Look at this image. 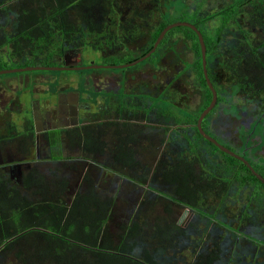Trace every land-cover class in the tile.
<instances>
[{
	"label": "trees",
	"instance_id": "1",
	"mask_svg": "<svg viewBox=\"0 0 264 264\" xmlns=\"http://www.w3.org/2000/svg\"><path fill=\"white\" fill-rule=\"evenodd\" d=\"M173 1L175 0H0V69L11 68L17 64V67L29 64L58 65L55 56L64 48L59 42L60 39L78 38L80 35L83 37L91 33V29L85 30L88 33L76 31L67 27L65 19L60 21V18L67 17L73 8L90 6L98 2L143 3L149 13L153 11L154 17L156 11L159 13L163 11V14L162 19L148 23L147 45L141 52L142 56L152 47L161 29L170 22L187 20L201 31L206 46V68L218 92L217 103L202 120V128L217 141L235 151L234 146L210 132L207 121L218 108L227 109L226 112L232 108L230 111L235 112L236 104L241 102L230 100V94L240 89L247 93L244 106L246 105L249 111L262 115L263 118L255 119L247 133L256 130L264 135V0H192L190 3L178 0L177 6ZM10 12L14 13L13 22L9 19ZM63 26L70 32L64 33ZM57 35L60 36L58 40ZM227 35L230 36L229 39ZM232 40L240 53L231 58L235 62V67L231 71L226 70L225 79L230 83V89L227 90L218 74L213 71L214 67L211 63L218 56L224 55L221 48ZM184 42L189 43L193 57L186 65L194 69L196 82L204 91L203 99L195 113L184 103L179 101L177 104V99H172L166 94L158 102L163 123L172 117L176 122L191 121L189 129L193 130L191 136L187 135L185 127L181 126L179 132L175 130L184 140V144H181L180 140L175 141L176 137H172L170 132L165 137V131L167 132L168 129L162 127V141L164 143L175 141L179 152L174 158L169 156L163 158V180L175 186L177 194L175 198L179 203L198 212L199 217L204 219L205 225L202 231L200 229L203 235L207 234L209 240H214L210 230V226H213L212 230H217L214 237L218 238L220 234L228 236L231 238H229L231 244L228 253L223 252L219 241L211 243L210 248L207 245L209 250L202 249L196 244L188 254L190 255L188 260L183 259V264H264V252L260 251V249L264 250V222H261L264 209L257 205L261 197L258 189H264V184L240 159L226 153L203 137L196 126L199 114L212 97L203 73L201 46L196 31L185 25L174 26L166 32L156 49L177 50V47ZM225 48L227 47H224V50ZM156 53L157 50H154L148 57L146 56L147 60L155 59ZM251 69L261 73L257 78L254 77L255 81L248 73ZM152 106H157L155 100ZM186 111L193 113L192 119L183 116ZM112 124H115L117 134L115 149L111 151L113 161L121 167H136L138 164L136 154L124 144L127 141L123 136L126 122H112ZM83 141L84 149L92 151L91 137L86 136ZM248 145H251L250 140L243 138L241 146ZM202 147L207 151L204 152ZM250 163L257 172L264 175V168L259 169L253 162ZM51 186L46 185L44 187L46 190L43 188L45 193L37 194L39 198L34 196L35 202L16 201L14 205L17 206L13 211L11 210L10 219L0 217L2 225L0 251L13 248V244L16 245L18 241L27 237V234L30 235L34 229H38L41 243L44 240L42 245L47 246L46 255L44 252L36 258L38 264H48L46 259L50 264H174V257L179 253L176 250L178 239L183 240L188 237L187 230L173 222L169 223L170 230L166 227L161 228V224H158L155 226L157 229H153L150 235L145 234L148 239L151 237L155 241L158 240L164 248L178 252L165 254L164 260L159 257L156 247L149 249L146 246V238L140 231L139 223L130 222L122 225V233L119 236L121 239L114 243L105 231L109 216L106 212V198H102L94 189L88 187L76 193L67 205V200L64 199L66 181L58 180L56 186L50 189ZM4 204L6 205L5 202ZM5 208V206L0 208V212L9 210L8 207ZM28 209H31L34 217L23 218L25 220L22 223L19 218ZM229 211H232L230 217L233 214L232 216L237 220L235 225L232 224L231 218L227 221ZM215 219L224 220L226 224L222 225ZM255 220L257 222L255 234L250 233L252 230L246 232L245 227ZM240 236L243 238L241 239ZM246 240L252 243L254 248L247 247ZM42 245L34 242L28 246L36 249ZM17 248L21 251L15 253L16 259L23 261L22 264H30L29 260L21 255L26 247L21 245ZM248 248L252 250L248 252ZM67 254L72 258L63 256Z\"/></svg>",
	"mask_w": 264,
	"mask_h": 264
},
{
	"label": "flooded vegetation",
	"instance_id": "2",
	"mask_svg": "<svg viewBox=\"0 0 264 264\" xmlns=\"http://www.w3.org/2000/svg\"><path fill=\"white\" fill-rule=\"evenodd\" d=\"M162 14L163 11L161 13L156 11L154 17L153 11L149 13L143 3L98 2L90 6L73 8L67 17L60 18V21L65 19L67 27L82 32L91 29V33L86 32L88 34L83 37L80 35L78 38L60 39L59 42L64 45V48L55 56L58 63L56 66L67 67L62 70L81 71V69L68 68L82 66L81 54L75 43V40H81L83 45L90 44L104 59L101 64L92 65L105 66L104 68L108 71L102 73V70H95L93 74L87 73L82 76L75 73L49 75L44 80L51 82V85L55 87L46 91L37 90L36 86L40 85L42 80L41 77H36L30 84L31 87L22 90L21 100L18 103L14 100L16 98L14 94L8 99L14 102L13 104L8 102L10 105L7 106L4 114L2 110L6 109V105H0V208L4 206L7 208L9 204H14L15 199L21 197V190L27 193L33 189L36 180L35 162L43 161L39 155H46L44 162L50 160L53 157V148L58 144L61 147L62 141L66 140L68 147L84 150L83 139L90 136L92 151L95 150L97 154L109 153L111 155L117 139L115 124L112 122H126L124 126L126 131L123 136L127 141L124 144L136 154L140 151L138 143L142 136L141 121L150 123L153 128L156 125L152 123L154 120L158 123L159 120L163 121L158 102L165 94L171 96L172 99H177L176 103H179V88L182 86L177 80L179 76L184 78L185 84H188L185 88L186 94L182 91V95L187 97L192 90L194 91L191 85H198L194 69L186 65L188 62L180 59L178 47L177 50L167 51L155 48L157 50L155 59L147 60V56L132 65H122L142 56L141 52L147 45L148 23L162 19ZM63 28H65L64 33L70 32L66 27L63 26ZM59 38L60 36L57 35V40ZM176 58L180 59V67L179 64H175L173 69L171 68L173 73L169 74L165 65H170H167L166 60L172 64ZM220 66L219 70H215L217 68L215 67L213 71L218 74L219 78L226 77L221 62ZM189 68L191 73L187 74L186 70ZM71 74L76 77H72ZM191 74L194 77H191ZM166 75L168 77L165 80ZM36 80L39 83L35 84ZM28 81L29 77L24 75L16 81H9L6 85L18 87L29 83ZM79 85H83L84 91L77 88ZM120 85H123L122 88ZM120 91L122 95L118 98L116 92ZM153 100L157 105L155 107L152 106ZM245 100L241 99L239 101L241 103L236 104L235 112H224L223 108H218L207 121L208 129L222 141L234 146L235 151L232 150L233 152L253 162L255 167L261 169L264 168V135L256 130L250 134L247 131L255 119L260 117L262 120L263 118L262 115L249 111V108L244 106ZM19 118H21L20 121ZM14 119L19 121L18 131H15V125L12 122ZM163 126L164 124L157 131L161 146L162 144L164 146ZM248 135L252 137L248 138L251 145L242 147V139L247 138ZM257 143L260 146H257ZM46 151L47 154H45ZM162 161L161 153L155 164L163 180L164 163ZM8 211L10 217L11 210L8 209L5 212L1 211L0 217L8 218ZM1 226L0 224V228Z\"/></svg>",
	"mask_w": 264,
	"mask_h": 264
},
{
	"label": "rangeland",
	"instance_id": "3",
	"mask_svg": "<svg viewBox=\"0 0 264 264\" xmlns=\"http://www.w3.org/2000/svg\"><path fill=\"white\" fill-rule=\"evenodd\" d=\"M185 1L187 3H190V1L192 0H185ZM173 3L174 5L176 4V6L179 5L178 0L173 1ZM13 18H14V13L10 12L9 19H11L12 22H13ZM227 38L229 39L230 36L227 35ZM75 43L77 45L79 53L81 54L80 62L82 66L83 65L87 66L88 64L91 65L101 64V62L104 60L102 57L98 55V52L93 47L90 46V44L83 45L81 40H77V41L75 40ZM188 44L184 42L183 44H180L178 46V51L181 55L180 59L186 62L192 61L193 58L192 52L189 49ZM224 47L227 48H225L224 50ZM221 49L223 50L224 55H222V57L213 60L211 65H213L214 68L217 67L215 70L217 69L219 70V68H221L220 66V62H221L224 72H226V70L231 71L233 67H235V62L231 58L235 54L239 55L240 50L236 49L233 40L229 41L226 44V46H223ZM180 59L176 58L175 61L172 62V64H169L170 62L166 60L167 65L170 66H166L165 64L164 65L165 68H167L169 74L173 73L171 68L173 69L175 64H179L180 67ZM238 65L240 64H237V66ZM17 66L18 64L11 68H17ZM104 67L105 66L97 65L96 67L94 66V68L85 67L81 69V71L43 69V70H23L18 72L0 74V105L1 106L6 105V109L2 110V114L5 113V110H7V106H9L10 103L13 104L14 100H16L17 103L21 100L22 90L24 88L31 87L30 84L33 83V80L36 79V77L37 78L41 77L42 80L40 81L41 84L36 86L37 90L39 89L40 91H46L54 86L51 85V82L44 80L49 75L54 76L56 73L65 74V75L68 73H75L78 76H82L83 74H87V73L93 74L95 70H102L101 72L104 73V71H108ZM238 71L241 73L240 69ZM186 72L187 74L191 73V69L190 68L187 69ZM117 73L120 72L117 71ZM248 73L250 74L251 79H253L254 81H255L254 77L257 78V76L261 74L259 71H255L253 69L249 70ZM24 75L29 77V81H28L29 83H26L25 85H20L18 87H16V85L13 86L6 85V83H8L9 81H16L18 80L19 77L21 78ZM42 76H46V77H42ZM71 76L76 77V75L74 74H71ZM166 77H168V75L165 76V80ZM179 77L180 78L177 80H179V83H181L182 86L179 88L180 92L178 95V99L181 103H184L189 110L195 113L198 105L201 104V101L203 99V92H204L203 88L200 85H191L194 91L192 90V92L189 93L188 90L189 94L187 93L188 96L185 97L184 95H182V91H184V93L186 94L185 88L188 86V84H185L186 81L184 80L183 77L181 76ZM191 77L194 76L191 74ZM225 78H226L225 76H223V78L221 76L220 80L223 82L222 85L225 88L227 87L226 89L229 90L230 83ZM51 79L54 80L52 77ZM36 82L38 81L36 80L35 84ZM122 86L123 85H120V88H122ZM8 87L10 89H8ZM77 88L84 91L83 85H79L77 86ZM116 93L118 98H120L122 92L120 91ZM13 94L14 96H16V98H14V100H11L10 102V100L8 99ZM230 95H231L230 100L234 102L237 100L241 101V99H245L246 92L239 89L236 93H232ZM135 96H137V94H135ZM231 109L232 108H230V110ZM226 110L227 109H225L224 112H226ZM192 112L186 111L185 113H183V116H189L192 119L193 118ZM150 116L152 117L153 115L151 114ZM154 118L156 119V117ZM20 120L21 118H19V121ZM19 121L17 119L12 120L13 124L15 125V131H18L17 123H19ZM152 123L156 124L154 125V128L151 127L150 123L145 122L143 120L141 121L142 125L140 126L142 127V136H140V140L138 143L140 145L139 146L140 151L136 153V158L138 160V164L136 167L133 168L127 166L121 167L120 164L116 162L114 163L112 161L113 159L111 155L106 151L105 153L107 154H97L95 150L88 151L85 149L83 150L81 148L68 147L66 140H64L62 141L63 144L61 147L58 144V146L53 148V152H52L53 157H51L50 160L44 162V158L46 155H39L41 156V159H43V161L35 162L36 169L34 170V173L36 175V180H35V185L33 184V189L27 193H24L21 190L20 191L21 197L16 198L15 201L35 202L33 197L35 196V198H39V196L37 197V194L40 195L41 192L45 193L43 191V188L46 185H50V186L52 185L50 187L51 189L52 187L56 186V181L64 179L66 181V186H67L64 192L65 194L64 199L67 200L66 201L67 205L76 193L80 191H84L88 187L94 189L95 192L101 195L102 198H106L107 200L106 212L109 216L105 225V231L108 233V235L111 237V240L114 243L119 241L120 238L119 236L122 233V229H121L122 225H127L130 222L139 223L140 231H142L144 235L145 234L150 235V232H152L153 229L154 230L157 229V227L155 226L158 224H161L160 225L161 228L166 227L170 230L169 223L171 224L173 222V223H177L183 229L187 230V235H188L187 239L186 238L185 239L183 238V240L178 239L179 243L177 244L178 248L176 250L179 253L175 251L172 252L170 248H164L163 245L159 244L158 240L155 241L151 237L150 239H148V237L145 235L147 242L146 246L149 247V249L156 247V249L160 254L159 256L160 258L163 259L165 254L170 255V254L178 253V256L176 257L175 255L174 257L175 260L174 264H183V259L188 260V257L190 256L188 254L192 252L196 244H199L200 248L202 249L205 248L209 250V248L212 246L211 243L214 244V242L217 241H219L220 242L219 244L222 245L223 252L228 253L231 244L230 242L231 238L228 236H223V234H220L218 238L214 237L215 231L217 232V230L215 229L212 230L213 226H210V230L213 233L212 237L214 238V240L212 239L209 240L210 238L207 236V234L203 235V232L201 231L203 229L202 228L203 225H205L204 219L199 217L198 212L187 207L183 203H179L176 200L175 196H177V194H176L175 186L170 185L164 180H162L161 175L156 170L155 162L160 157L161 153L163 158L168 156L174 158L176 155H179L178 145L175 141L180 140V143L184 144V140L178 134V132L181 130L180 127L182 126L187 128L186 133L187 135L190 134L191 136L193 132L192 129H189L191 127L190 124L191 121L190 123H187L185 121L176 122V120H174L172 117L167 119L166 123L165 122L163 123L162 121H159L158 123L156 120H154ZM91 124L93 125L96 123H91ZM163 124L164 127H167L166 130L168 129L167 132L165 131V137L167 133L170 132L172 137H176V138H174L175 141L172 140L171 142L168 141L167 143H164V146L162 144L163 148L161 150L162 146L160 143L159 133L157 131L160 129L159 127H161V125ZM175 130H177L178 132H176ZM165 137L163 134V139ZM247 138L251 139L252 137L248 135ZM257 146L260 145L257 143ZM261 149L262 148H260V150ZM202 150L204 152L207 151L203 147ZM166 153H168V155H166ZM45 154H47V151L45 152ZM258 193L261 195V197L258 199L257 205H260L261 208L264 209V189L259 188ZM16 206L17 204L15 205L9 204L8 208L9 210H13L14 208H16ZM231 213L232 211L227 212V216L229 219V220L227 219V221H230L231 218L232 224L235 225L237 223V220L234 219V216H232L233 214L230 217ZM9 215L10 212L8 211V218L6 216L3 217L6 219H10ZM27 217L28 218L31 217L33 219L34 215L31 209L26 210V212L23 213V215L19 218V221L23 223V221L27 219ZM156 221H158L159 223H157ZM215 221L222 225H224V223L226 224L224 220L215 219ZM261 222H264V217ZM256 223L257 222L255 220L250 224H248L245 227V231L249 232L252 230L250 233L255 234ZM36 227H39V225H36ZM38 232H39L38 229H34V232L32 234L30 235L27 234L28 236L27 237L25 236V238L18 241L16 245L13 244V248L10 247L11 249L0 251V264H22L23 261L17 260L15 255L17 251H21V249L18 250L17 248V246H21V245L26 247L25 252H23V254L20 252L22 257L24 256V258H27L29 260L28 263L30 264H38L36 258L38 256L43 255L44 252L46 255L47 252L46 250L47 246L42 245L44 240L41 243L40 235L38 234ZM240 238L242 239L243 236H240ZM28 242H32V243L28 244ZM34 242L42 246L36 249H34L33 247L29 248L28 245H32ZM207 245L209 246V248L206 247ZM246 245L247 247L254 248V245H252V243H250L248 240H246ZM247 250L249 252L252 249L248 248ZM260 251L264 252L263 249H260ZM63 256L65 258H72L68 254ZM45 261L48 264H50L48 259H46Z\"/></svg>",
	"mask_w": 264,
	"mask_h": 264
},
{
	"label": "water",
	"instance_id": "4",
	"mask_svg": "<svg viewBox=\"0 0 264 264\" xmlns=\"http://www.w3.org/2000/svg\"><path fill=\"white\" fill-rule=\"evenodd\" d=\"M178 25H185V26H189L191 27L193 30L196 31L199 42H200V46H201V57H202V68H203V73H204V77L205 80L209 86V88L211 89L212 92V97L211 100L209 102V104L201 111V113L199 114L197 120H196V126L199 130V132L202 134L203 137H205L206 139H208L209 141H211L212 143H214L215 145H217V147H219L221 150L225 151L226 153L235 156L236 158L240 159L243 163L246 164V166L251 170V172L264 184V176L257 172L254 167L250 164V162L248 160H246L243 156L233 152L232 150H230L229 148H227L226 146H224L223 144H221L219 141H217L213 136L209 135L208 133H206L204 131V129L202 128V120L204 119V117L206 116V114L213 108V106L216 103L217 100V92L208 76L207 73V69H206V59H205V51H206V46L203 40V36L201 31L195 26V24H193L190 21L187 20H179V21H173L170 22L168 24H166L161 31L159 32L158 36L156 37L152 47L149 49V51L144 54L142 57L129 62L127 64H122V65H132L142 59H144L146 56H148L149 54H151L156 46L158 45V43L163 39V37L165 36L166 32L174 27V26H178ZM122 65H118V66H122ZM96 67L97 65H87V66H73V67H68V68H74V69H83L85 67ZM116 66V65H115ZM67 67H60V66H56V65H28V66H23V67H17V68H3L0 69V74L3 73H11V72H18V71H23V70H62L65 69ZM35 118V117H34ZM36 130H38V128L36 127Z\"/></svg>",
	"mask_w": 264,
	"mask_h": 264
}]
</instances>
